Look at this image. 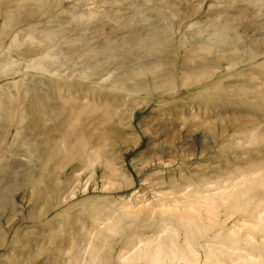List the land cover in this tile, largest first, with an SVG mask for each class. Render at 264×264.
Segmentation results:
<instances>
[{
    "label": "rangeland",
    "instance_id": "rangeland-1",
    "mask_svg": "<svg viewBox=\"0 0 264 264\" xmlns=\"http://www.w3.org/2000/svg\"><path fill=\"white\" fill-rule=\"evenodd\" d=\"M47 1L39 9L35 0H0V46L9 54L0 62L13 65L0 67V102L18 99L23 109L39 87L58 110L69 101L65 117L85 108L88 148L74 155L70 125L47 120L52 143L36 144L39 158L13 148L20 127L0 116V264H189L185 250L197 264H264V4ZM213 24L230 25L240 49L210 46ZM165 28L174 51L122 43ZM61 30L62 48L86 36L125 58L99 75L37 69L34 59L50 48L41 35ZM160 71L169 79L152 82ZM245 191L247 202L228 212L229 196Z\"/></svg>",
    "mask_w": 264,
    "mask_h": 264
},
{
    "label": "bare ground",
    "instance_id": "bare-ground-1",
    "mask_svg": "<svg viewBox=\"0 0 264 264\" xmlns=\"http://www.w3.org/2000/svg\"><path fill=\"white\" fill-rule=\"evenodd\" d=\"M28 1V0H25ZM257 3L264 4V0H256ZM35 2L39 5V9L46 8L48 5L47 0H35ZM37 8V9H38ZM38 9V10H39ZM40 11V10H39ZM15 20V18H14ZM12 19V22L14 21ZM17 21V20H16ZM209 36L207 39V42L211 44L210 46L215 47L220 54H231L238 51L240 49L239 46V39L238 36L235 33H232V27L230 25H219V24H213L208 28ZM65 31L61 30V32H44L41 35L40 42L43 45H48L50 48L48 49V52L43 53L38 51L39 48H36L35 50L38 53V56L35 61V67L39 70H43L46 72H49L51 69H53V72H60L63 69L67 71H72L74 74L75 68L79 67L83 71H92L96 74H100L102 71L108 70L109 67L116 64L117 62L120 63L125 57H122L119 55L117 51V46L110 44L109 42L104 48H98V47H92V43L90 42V38L83 37V38H76L75 44L71 45L68 48H62V42H56V38L60 35H63ZM172 30L169 28H165L164 30H153L151 33L144 39L138 38V40L133 36L130 40H124L122 41L124 47L130 48L132 45H135L136 48L139 47L140 49L146 50L151 49L154 52L159 51H165V52H171L174 51V40L169 38H164L165 35L169 34L171 35ZM206 31H201L198 36L202 37L206 34ZM1 35V34H0ZM30 37V36H29ZM197 38V37H196ZM199 40V39H198ZM155 44V46H154ZM151 46V48H149ZM248 50V49H247ZM35 51V52H36ZM251 51V48L248 50V52ZM0 52L2 55H5V57H8L7 54L3 53V48L0 46ZM35 52L30 51L27 52L25 55H31ZM137 53V52H136ZM250 53V52H249ZM75 58L77 60V63H75ZM72 63L73 66L71 69L68 64ZM13 65L0 62V67H12ZM159 71V70H157ZM150 72V70L145 69L142 71L143 74H146ZM142 74V75H143ZM169 73L165 71H160L153 76L152 82L158 81H165L169 79ZM125 76H116L113 80V82H123V78ZM134 78L137 77V75L134 74ZM173 78V77H172ZM147 81L144 80V82H137V87L143 88L147 87ZM146 84V85H145ZM29 95L31 96V99L27 104H25L20 109L18 106L20 105V102H18V99H15V103L11 105H5L2 102H0V116L5 117V122L7 127H11L13 125V122L16 123V125H19L20 129L17 132L15 143L16 145L13 146V148H21L26 147L29 148L30 151H35L36 144H40L41 142H45L47 144L52 143V139L49 138L48 130L46 131L43 129L42 124L43 122L47 120H54L53 122H57L61 124L62 126H66L67 124L70 125L69 131L66 133L67 136H73L76 138V145L72 149L74 155L80 154V152L85 151L88 148V144L86 141V129L83 126V119L86 115L85 108H80L79 115L77 118L64 115L67 113L68 107H69V101L65 102L63 104L61 109H56L53 105V98L50 96L47 92L44 93V91L41 88L33 87L29 91ZM18 97V96H17ZM26 122H33V125L28 127L27 129H23V124ZM72 122V124H71ZM9 123V124H8ZM66 123V124H65ZM15 125V124H14ZM60 133L63 132V129H60ZM5 136L0 134V151L2 144L5 143ZM39 158H42L41 151H35ZM248 191H245L243 193H236L229 196L230 205H229V211L228 212H234L235 209H237L241 202H244L247 198ZM244 200V201H243ZM247 202V200L245 201ZM244 202V203H245ZM246 214V215H245ZM242 216L245 218V220L249 219V214L245 213ZM183 220L188 224L195 223L194 221H191L190 218H183ZM185 223V224H186ZM191 226H193L191 224ZM191 228V227H190ZM188 229L186 231V240L187 242H191L190 239L194 237V233L191 229ZM212 229V228H210ZM209 229V230H210ZM233 241L235 239L229 238ZM166 240H163V242L160 244V246L166 245ZM171 244L175 245L173 240L170 242ZM209 253H212V250L209 251ZM156 255H163L162 251H159L156 253ZM166 255V254H164ZM185 261H187L189 264H197L195 260L197 258L195 257V254L190 250H185L182 254ZM216 262L220 261L219 258L214 259Z\"/></svg>",
    "mask_w": 264,
    "mask_h": 264
}]
</instances>
